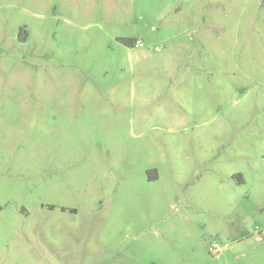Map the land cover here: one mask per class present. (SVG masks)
I'll return each instance as SVG.
<instances>
[{"label": "rangeland", "instance_id": "rangeland-1", "mask_svg": "<svg viewBox=\"0 0 264 264\" xmlns=\"http://www.w3.org/2000/svg\"><path fill=\"white\" fill-rule=\"evenodd\" d=\"M0 264H264V0H0Z\"/></svg>", "mask_w": 264, "mask_h": 264}, {"label": "built area", "instance_id": "built-area-1", "mask_svg": "<svg viewBox=\"0 0 264 264\" xmlns=\"http://www.w3.org/2000/svg\"><path fill=\"white\" fill-rule=\"evenodd\" d=\"M135 47L136 48H141L142 44H140L138 42V43H136ZM221 250L222 249H221L220 245L217 242L213 243L212 249H211V252H212L213 255H217L219 252H221Z\"/></svg>", "mask_w": 264, "mask_h": 264}, {"label": "trees", "instance_id": "trees-1", "mask_svg": "<svg viewBox=\"0 0 264 264\" xmlns=\"http://www.w3.org/2000/svg\"><path fill=\"white\" fill-rule=\"evenodd\" d=\"M120 41L122 43H124L125 45L130 46V47H133V46L135 47V45L137 43L135 40L125 39V38H121Z\"/></svg>", "mask_w": 264, "mask_h": 264}]
</instances>
